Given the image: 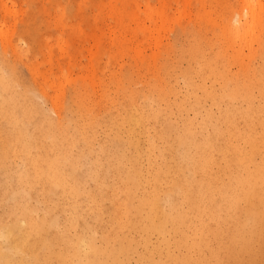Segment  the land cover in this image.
Returning a JSON list of instances; mask_svg holds the SVG:
<instances>
[{
  "label": "rangeland",
  "instance_id": "rangeland-1",
  "mask_svg": "<svg viewBox=\"0 0 264 264\" xmlns=\"http://www.w3.org/2000/svg\"><path fill=\"white\" fill-rule=\"evenodd\" d=\"M240 23L242 26H238ZM211 58H219L222 74L204 76L202 70ZM263 67L264 0L250 3L248 0H0V79L12 78L16 69L19 78L24 77L15 85L16 97L19 100L29 97L40 107L34 119H27L30 131L35 129L33 122L49 117L63 123L73 138L72 151L78 159L74 162L67 158L65 170L86 174L89 163L104 155L103 149L113 148L116 129L112 118L118 120L124 106L132 103L144 114L152 105L167 108L158 98L160 85L173 88L169 95L171 104H182V113L167 115L173 123L190 120L199 126L211 117L215 120L212 124H217L223 109L213 102L211 93L223 94L230 87L228 81L243 80ZM257 80L253 90L256 104L264 101V89ZM24 85L30 86L28 94ZM73 91L78 95V104H72ZM225 98L236 103L230 96ZM91 123L94 125L92 146L82 148L83 126ZM0 126H3L1 122ZM144 126L136 128L142 146L149 147L150 136L154 137L155 145L152 158H142L147 174L154 173L158 167V149L163 141L156 132L158 124ZM27 133L30 139V132ZM176 147H181L180 141ZM249 151L251 160L260 163L261 156ZM5 161L0 166V175L4 177L8 167H23L17 154ZM104 162L100 165L109 175L111 168ZM237 163L240 166L242 160ZM102 184L101 188L113 185L114 194L111 196L109 191L104 198L111 196L110 199L99 200L101 205L95 212H91L89 202L83 198L65 209L64 200L58 205L52 202L50 191L35 195L19 185L0 187V230L12 223L8 208L17 200H25L37 218H45L42 221L51 222L54 231H65L68 236L65 241L55 242L53 253L44 248L38 254L29 251L32 259L24 263L11 255L12 247L5 234L0 233V249L6 251L0 252V260L7 264H38L46 258L48 262L43 264H72L79 258V264H122L111 258L114 255L119 262L127 264H158L165 261L167 250L174 255L185 254V250L178 248V234L171 228L147 236L132 232L128 235L132 245L126 248L129 255L111 248L120 246L122 240L113 232L119 227L117 216L129 208L131 213L134 210L125 201L146 197L151 189L145 183H138L135 192L126 177L122 180L109 176ZM175 190L172 184L162 182L158 192L164 200L176 196ZM213 201L219 205L221 216L228 214L224 198L216 196ZM241 208L243 218L252 213L244 202ZM78 213L84 217L83 223L77 222ZM260 220L264 224V218ZM206 223L213 227L212 220L207 219ZM223 223L231 226L232 217ZM79 234L87 236L86 239L93 237L88 240H93L95 249L90 244L76 252L71 248V259L64 261L59 255L63 250L68 252L62 249L66 248L63 242L70 243V247L79 242ZM209 234L204 233L205 238L210 239ZM253 235L260 250L258 254L255 251L257 255L248 264H264V232L254 231ZM209 250L204 244L201 250L192 252L193 260L208 255ZM90 255L92 260H86ZM95 255L100 259L95 260ZM224 257L221 264L235 261L232 253ZM103 260L107 263H102ZM169 263L174 264L172 259Z\"/></svg>",
  "mask_w": 264,
  "mask_h": 264
},
{
  "label": "bare ground",
  "instance_id": "bare-ground-1",
  "mask_svg": "<svg viewBox=\"0 0 264 264\" xmlns=\"http://www.w3.org/2000/svg\"><path fill=\"white\" fill-rule=\"evenodd\" d=\"M251 1L248 0L249 3ZM240 20H243L242 16ZM238 26H242L241 23ZM218 59H208L207 66L202 70L204 76L222 74ZM12 76L10 79H0V122L3 124L0 126V166L17 154L22 158L23 167H8L4 174L7 179L0 175V187L4 189L19 185L35 195L50 191L53 193L52 202L58 205L60 200H64L65 209L71 207V202L76 203L83 198L89 202L91 212H95L101 205L99 200L110 199L114 194L113 185L104 188L100 185L105 184L109 176L122 180L126 177L130 183L128 185L135 192L138 183L149 185L151 190L146 197L140 196L137 200L134 196L135 200L125 201L134 210L131 213L129 208L117 216L119 227L113 232L122 240L120 246L111 247L114 250L125 251L129 255L126 248L132 245L129 241L131 237L128 236L132 232L147 236L152 232H167L171 228L178 234V248L186 252L174 255L167 250L165 261L158 264H171V259L174 264H221L229 253L235 258L232 264H248L250 258L258 254L260 245L255 242L253 232H264V224L260 220L264 218V101L256 104L253 90L255 78L264 89V67L243 80L228 81L230 87L223 94L211 93L213 102L223 109L217 124H212L215 120L211 117H207L199 126L190 120L173 123L167 115L171 112L182 113L183 109L181 103H170L169 95L173 88L167 85L157 87L158 98L167 108L152 105L149 112L144 114L132 103L124 106L117 115L118 120L112 118L116 129L113 148L108 151L103 149L104 155L96 162L89 163L86 174L65 170L64 161L67 158L74 162L78 159L72 151L73 138L65 131L61 121L53 117L45 121L37 119L33 122L34 131L27 128V119H34L40 107L29 97L24 100L16 97L15 85L20 83L19 80L23 81L24 77L19 78L18 69ZM24 86L28 94L30 86ZM226 96L235 99L236 103L227 102ZM78 103V95L73 91L72 104ZM152 122L159 125L156 132L163 146L158 149V167L154 173L146 174L142 158H152L154 137H147L149 147L146 149L141 144L140 133L136 128L145 124L148 126ZM93 130L92 123L83 126L82 148H91ZM203 130H206L205 135L202 134ZM27 131L30 132V139ZM177 141L181 142L180 148L176 147ZM249 150L261 156L260 163L251 160ZM238 160H242L240 166ZM102 161L109 164V175L103 172L100 165ZM162 182L172 184L176 196H167L162 200L158 192ZM109 191L111 196L104 198ZM216 196L224 198V208L228 214L220 215L219 205L213 201ZM243 202L252 209L247 218H243ZM7 212L12 216V223L0 233L5 234V239L12 247L9 250L11 255L24 263L32 259L29 251L38 254L44 248L53 253L56 251L53 248L55 242L65 241L68 237L65 231H54L51 222L42 221L45 218H37L31 204L25 200H17ZM228 217H232L233 224L226 227L223 220ZM95 219L99 221L98 216ZM193 219H196L195 224ZM207 219L213 221V227H208ZM76 220L79 223L85 221L79 213ZM204 233H210V239L205 238ZM77 237L79 242L75 241L70 247V243L63 242L66 248L62 249L68 252L63 250L59 255L64 261L66 258L71 259V248L76 252L80 247L93 243V240H88L93 237L86 239L84 234ZM209 240L213 242V247ZM204 244L210 249L209 254L193 260L192 252L201 250ZM92 246L95 249V245ZM0 252L6 253L3 249ZM91 255L86 260L91 261ZM111 258L127 264L119 262L114 255ZM94 259L99 260L100 257ZM79 260L72 261V264H79ZM46 262L48 259L42 258L38 264ZM102 263L107 261L103 260ZM0 264L7 262L0 260Z\"/></svg>",
  "mask_w": 264,
  "mask_h": 264
}]
</instances>
